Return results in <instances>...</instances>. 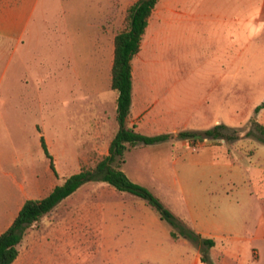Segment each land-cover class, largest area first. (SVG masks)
Wrapping results in <instances>:
<instances>
[{
  "label": "rangeland",
  "instance_id": "obj_1",
  "mask_svg": "<svg viewBox=\"0 0 264 264\" xmlns=\"http://www.w3.org/2000/svg\"><path fill=\"white\" fill-rule=\"evenodd\" d=\"M136 1L113 0L111 8H107L112 15L101 21L100 15L96 19L94 7L81 8V16L73 23L78 33L74 38L75 54H69L68 47L56 50L52 45L53 40H49L50 46L45 48L43 56L49 79L38 95L41 97L38 101L34 100V92L38 90L36 83L30 84L27 88L29 91L24 87L0 88L1 97L6 99V118L0 124V155H3V159L14 151V143L10 138H15L9 135V112L14 108V102L19 110L24 111L28 122L41 119L49 125L45 130L41 123L35 122V126L40 127L46 137L57 175L50 169V162L39 142L40 133L36 132L32 170L35 184L39 183L41 191L35 190V199L44 198L56 185L62 184L65 179L82 169L94 168L107 153L101 148L102 145L91 142L89 134L97 126L96 119L98 125L103 127L111 128L114 124L118 126L115 119L116 104L113 95H110L116 94L115 91H110L115 37L128 27V10ZM100 3H107V0H99V13L105 10L100 7ZM237 10L233 2L218 7L205 6V0H159L150 18L141 51L133 60L134 81L138 86L143 84V97L146 101H151L150 105L154 106L156 113L162 115L161 131L172 137L165 143L130 148L125 156L126 164L122 168L124 167L123 171L130 179H138L141 185L161 199L175 217L183 221L180 216L185 214V207L178 199L180 188L174 182L189 178L195 188H192V192L197 193L200 184L195 178H206L207 171L204 167L199 169L190 164L191 155L181 157L180 149L196 153L206 146L232 144L233 141L200 136L191 140L181 139L179 134L202 133L218 124L230 128L243 122L240 128L231 127L233 130H245L251 125L250 119H240L239 108L242 104L235 102L231 71L234 56L220 54L223 49L230 47L234 50L236 46H245L247 43L251 44L252 49L264 51V33L253 34L239 29L234 22ZM159 33L161 40L153 45ZM153 48L157 50L151 54V59L159 60L162 69L167 70L168 79L152 81L145 76L149 70V65L145 64L146 56ZM77 73L82 75V85H79ZM151 86L155 87L152 93L149 92ZM10 94L13 95L12 98ZM14 94H17L16 101ZM60 121L62 128L59 129L62 133L57 134L53 125L58 126ZM159 131L152 132V135H158ZM252 132L258 136L253 125ZM153 161L161 171L160 177L153 176ZM3 171L12 172L11 163L4 161L2 174ZM135 175L142 178H135ZM201 185L204 186L205 183ZM10 187L14 191L9 180L0 178V197ZM113 192L112 187L100 181L85 184L58 206L50 221L44 222L42 219L27 229L20 244V259L17 264H26L29 252L33 250L38 252L34 258L38 264H41L43 257L44 262L51 257L61 264H104L103 253L100 250L97 252V248L90 243L91 238H95L90 224L91 208L104 206ZM74 210L78 213L76 217L81 218V236L76 238L72 236L73 230L70 229ZM230 213L227 216L234 220V211ZM59 220L65 221V227L55 225ZM164 224L170 228L169 223L165 221ZM188 227L194 230L190 225ZM57 232L65 235L61 239L64 240L62 243H44L45 240L51 242L55 239ZM252 232L251 227H248L242 233L250 235ZM218 242L219 248L214 251V255L219 254L222 246V242ZM198 246L195 243V247ZM181 247L169 234L163 235L161 249L163 257L167 259L162 264H173L174 259H179L178 249ZM238 250L245 264H264V239L244 245ZM208 257L210 258L209 253ZM229 260L231 264H241L236 259Z\"/></svg>",
  "mask_w": 264,
  "mask_h": 264
},
{
  "label": "crops",
  "instance_id": "obj_2",
  "mask_svg": "<svg viewBox=\"0 0 264 264\" xmlns=\"http://www.w3.org/2000/svg\"><path fill=\"white\" fill-rule=\"evenodd\" d=\"M112 1L107 0V3L102 5L100 3V7H104L105 10L99 13V0H0V88L9 86L27 89L31 83H36L38 92H34V100L38 101L40 97L38 95L49 79L45 71L46 59L43 57L45 48L50 46L49 40H53L52 45L56 50L68 47L69 54H75L74 38L78 33L73 23L81 16V8L94 7L96 19L100 15L101 21L112 15L107 10L111 8ZM231 2L238 8L234 22L239 29H245L246 32L253 34L264 33V0H205V6L221 7ZM97 28L98 25L96 32ZM160 35L159 33L156 36L153 45L160 42ZM250 45L247 43L245 46H236L234 50L228 47L220 54L234 56L231 71L235 102L242 104L239 108L240 119H250V127L237 130V139L232 144L210 145L196 153L183 148L179 151L181 157L191 155L189 163L194 167L199 169L204 167L207 171L206 178H195L198 185L200 184L197 193L192 192L194 187L189 178L176 180L174 185L180 188L178 199L185 207V214L180 218L204 238L215 242V246L208 249L210 261L202 262L201 245L195 247V243L181 237L172 238L177 245H182L178 249L180 257L174 259L173 264H231L229 258L245 264L238 249L264 239V142L257 135L249 134L252 131V120L264 126V109L255 113L256 107L264 101V51L252 49ZM156 50L153 48L147 53L145 64L149 65V70L145 76L152 81L168 79L167 70L162 69L159 60L151 59V54ZM77 80L79 85H82L81 73H77ZM142 87L143 84L140 86L136 84L133 76V102L127 125L147 136H156L152 135L156 130H160L158 135H161L162 115L155 112L154 106L150 105L151 101L145 100ZM110 91L115 90L111 87ZM154 91L155 87L151 86L149 92ZM115 92L116 94L110 92V95H113L117 109L118 92ZM20 94L23 95L24 92ZM14 96L16 101L17 94ZM12 97L10 94V98ZM154 102L158 103L157 100ZM5 105L6 99L0 95V124L6 118ZM24 116V111L19 110L14 102V108L9 112L11 120L9 135L15 138L14 140L10 138L14 143V151L10 156L7 155L6 159L0 155V178L9 180L14 186V191H11L10 187L9 190H5V195L0 197V235L12 226L26 201L35 199L33 197L35 190L41 191L39 183L35 184L32 170L33 147L36 132L40 133V145L41 136L45 135L40 127L35 126V122L41 123L45 130L49 125L41 119L28 122ZM95 121L97 126L91 129L90 139L91 142L102 145L101 148L107 152L106 156L118 126L113 123L114 127L107 128L98 125L97 119ZM242 123L234 127L240 128ZM61 125V121L58 126L53 125L57 129L55 131L57 134L62 133L59 129ZM4 161L11 163L12 172L3 171L2 174ZM153 163V176L160 177L161 171L157 169L155 161ZM135 178L142 177L135 175ZM134 182L142 184L138 179ZM202 183L205 185L202 186ZM113 189L112 196L108 197L109 200L104 206L91 208L90 224L95 238L92 237L90 243L97 248V252L100 250L103 253L104 264H162L167 259L163 257L161 249L163 235L171 236L172 227L165 226V221L161 219L159 213L145 200ZM58 206L42 218L44 222L51 220ZM232 210L236 216L234 220L227 216H230ZM73 216L70 229L73 230L72 236L76 238L81 236V218L76 217L78 216L76 210ZM55 225L65 227V221L59 220ZM248 227H251L253 232L250 235L242 233ZM55 235L56 238L51 242L45 240L44 243L49 245L64 241H61L65 238L64 234L57 232ZM219 240L222 246L219 254L214 255V251L219 248ZM193 244L195 248L192 247ZM18 249L20 251V245ZM37 254L36 250L29 252L26 264H38L34 260ZM43 258L41 264H61L56 263L54 258L50 257L47 262H44ZM19 259L20 255L14 264H17Z\"/></svg>",
  "mask_w": 264,
  "mask_h": 264
},
{
  "label": "trees",
  "instance_id": "obj_3",
  "mask_svg": "<svg viewBox=\"0 0 264 264\" xmlns=\"http://www.w3.org/2000/svg\"><path fill=\"white\" fill-rule=\"evenodd\" d=\"M158 3L159 0H137L128 10V27L115 37L111 87L118 92L116 109L118 131L110 144L108 155L104 156L94 168L82 169L68 177L46 197L26 201L12 226L0 235V264H14L20 255L18 246L27 229L40 222L44 216L85 184L93 181L107 183L120 192H126L145 200L159 213L163 221L170 224L172 238L183 237L201 245L202 262L210 261L208 249L215 246L214 240L204 238L195 230L190 229L185 221L175 217L158 196L148 188L132 181L122 170V166L126 164V153L130 148L138 145H155L168 141L172 137L171 134L147 136L127 125L133 102V60L141 51L150 18ZM262 109H264V101L256 107L255 113ZM253 128L258 133L259 139L264 142V126L253 121ZM237 132L224 124H218L202 133L181 132L178 137L191 140L200 136L232 142L237 139ZM41 145L46 157L50 160L52 171L57 175L54 159L44 136H41Z\"/></svg>",
  "mask_w": 264,
  "mask_h": 264
}]
</instances>
